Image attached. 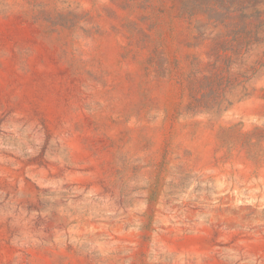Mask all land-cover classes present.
Wrapping results in <instances>:
<instances>
[{"label":"rangeland","instance_id":"1","mask_svg":"<svg viewBox=\"0 0 264 264\" xmlns=\"http://www.w3.org/2000/svg\"><path fill=\"white\" fill-rule=\"evenodd\" d=\"M184 2L0 0V264H264V0Z\"/></svg>","mask_w":264,"mask_h":264},{"label":"trees","instance_id":"2","mask_svg":"<svg viewBox=\"0 0 264 264\" xmlns=\"http://www.w3.org/2000/svg\"><path fill=\"white\" fill-rule=\"evenodd\" d=\"M249 4V3H243V2H235V10H236V6L238 7V9H242L244 5ZM184 6L186 5V0L183 4Z\"/></svg>","mask_w":264,"mask_h":264}]
</instances>
